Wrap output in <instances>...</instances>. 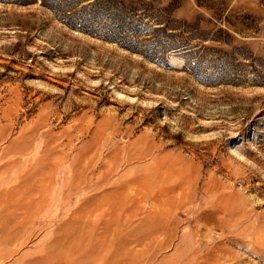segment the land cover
Returning <instances> with one entry per match:
<instances>
[{"label":"rangeland","instance_id":"1","mask_svg":"<svg viewBox=\"0 0 264 264\" xmlns=\"http://www.w3.org/2000/svg\"><path fill=\"white\" fill-rule=\"evenodd\" d=\"M0 264H264V0H0Z\"/></svg>","mask_w":264,"mask_h":264}]
</instances>
